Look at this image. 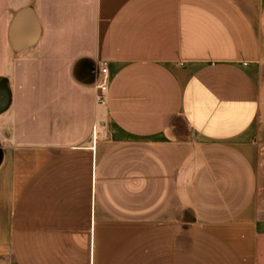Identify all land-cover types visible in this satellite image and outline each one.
<instances>
[{
    "label": "crops",
    "instance_id": "0c3cea01",
    "mask_svg": "<svg viewBox=\"0 0 264 264\" xmlns=\"http://www.w3.org/2000/svg\"><path fill=\"white\" fill-rule=\"evenodd\" d=\"M263 160L264 0H0V264H260Z\"/></svg>",
    "mask_w": 264,
    "mask_h": 264
},
{
    "label": "built area",
    "instance_id": "2783aa9c",
    "mask_svg": "<svg viewBox=\"0 0 264 264\" xmlns=\"http://www.w3.org/2000/svg\"><path fill=\"white\" fill-rule=\"evenodd\" d=\"M100 74H101V80L99 83V89L101 91L100 101L104 102L106 100L105 94L107 93L110 85L109 68H108V63L106 61L101 62Z\"/></svg>",
    "mask_w": 264,
    "mask_h": 264
},
{
    "label": "rangeland",
    "instance_id": "374dc122",
    "mask_svg": "<svg viewBox=\"0 0 264 264\" xmlns=\"http://www.w3.org/2000/svg\"><path fill=\"white\" fill-rule=\"evenodd\" d=\"M264 164V160L261 161V187L264 188V167L262 166ZM263 191V190H262ZM260 264H264V259H261Z\"/></svg>",
    "mask_w": 264,
    "mask_h": 264
}]
</instances>
